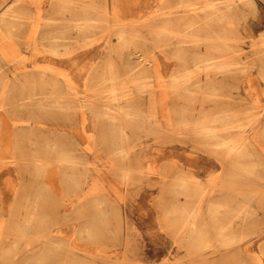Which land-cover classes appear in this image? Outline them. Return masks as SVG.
Wrapping results in <instances>:
<instances>
[{
  "label": "rangeland",
  "instance_id": "rangeland-1",
  "mask_svg": "<svg viewBox=\"0 0 264 264\" xmlns=\"http://www.w3.org/2000/svg\"><path fill=\"white\" fill-rule=\"evenodd\" d=\"M85 2L0 0V264H264V0Z\"/></svg>",
  "mask_w": 264,
  "mask_h": 264
},
{
  "label": "crops",
  "instance_id": "crops-1",
  "mask_svg": "<svg viewBox=\"0 0 264 264\" xmlns=\"http://www.w3.org/2000/svg\"><path fill=\"white\" fill-rule=\"evenodd\" d=\"M145 8V6H134L133 5V0H86L85 5H84V9H78L77 10V14L80 17H84V19L87 22H90L92 19L95 20V15L101 14V13H106L108 14H123L126 18H128V15L134 14L135 12H139L140 10H143ZM139 9V10H138ZM69 11L71 13H75V11H73L72 9H69ZM101 19V18H99ZM90 28V26H85V28ZM61 28V29H60ZM67 27L64 26H54L50 29H46V37L44 38H38L37 40V44L42 45L45 47L46 49L50 50V45H53L56 42H62L63 46H76L79 44V41H76L74 38H70L66 36V31H67ZM56 30V31H55ZM65 33V35H64ZM49 37H47V35H49ZM63 35V36H60ZM57 37H55V36ZM55 37V38H54ZM111 39V43L115 44V40L112 37ZM74 42V43H73ZM27 44V43H26ZM57 46V44H55ZM34 51H40L38 50H34ZM43 51V50H42ZM63 52V51H62ZM37 54V53H36ZM101 54V48L98 49V47L93 48L92 50H83L78 52L77 54H73L72 55V59L76 58L77 61H83L86 59L87 55H100ZM23 55V54H22ZM25 56V55H23ZM30 60L32 62H57L59 59L58 55H40L39 53L37 55L30 53ZM25 58V57H23ZM63 60L69 62V58H63ZM68 65V64H67ZM66 66H63L62 70H65ZM79 76H83V75H77V79H79ZM80 82V81H79ZM52 89H56V90H60V89H64L63 93H84L86 92V87L82 84L79 83V85H74L71 87H51ZM70 88H73V91H68ZM67 89V90H66ZM59 120L62 122H65L64 117H61L60 119H57V121ZM51 124L53 125H59L57 124V122L53 119V122H51ZM72 126L74 125V123H70ZM65 125V124H63ZM80 136H75L73 140L77 141L78 144L82 145V140H80L79 138ZM75 141H71L70 144H68L65 148H63L64 151H69L71 152L73 150V147H75ZM81 142V143H80ZM85 156V154H83V157ZM176 156H178V154H176Z\"/></svg>",
  "mask_w": 264,
  "mask_h": 264
},
{
  "label": "bare ground",
  "instance_id": "bare-ground-1",
  "mask_svg": "<svg viewBox=\"0 0 264 264\" xmlns=\"http://www.w3.org/2000/svg\"><path fill=\"white\" fill-rule=\"evenodd\" d=\"M233 11H236V9L234 8ZM227 14H228V11H227ZM207 15H208V18H209V24L213 25L215 22L210 21L211 19H212V20L214 19L212 13L209 12V13H207ZM255 24H256L257 26H259V25L261 24V19L258 18V20L255 21ZM215 25H217V26H213V28L218 27V23H216ZM222 25H223V24H222ZM0 51H4V50H2V48H0ZM198 53H200V51L195 52L194 55H198ZM74 62H76V61H74ZM2 71H5V68H4V66H1V65H0V73H1ZM108 114H109V113H108ZM48 117H52V118H53V117H57V118H59V117H60V114H59V113H56V112H53V113H51V114H45V115L36 116V118L41 119V120L46 119V118H48ZM61 117H62V115H61ZM135 156H136V155H135ZM136 157H137V156H136ZM220 261H221V259H219L218 261H216V259H212V263H219Z\"/></svg>",
  "mask_w": 264,
  "mask_h": 264
}]
</instances>
